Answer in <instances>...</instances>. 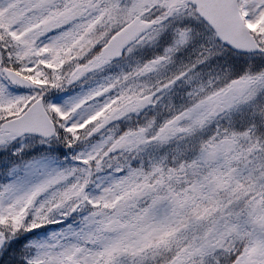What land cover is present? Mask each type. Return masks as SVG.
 <instances>
[{
	"label": "snow or ice",
	"instance_id": "obj_1",
	"mask_svg": "<svg viewBox=\"0 0 264 264\" xmlns=\"http://www.w3.org/2000/svg\"><path fill=\"white\" fill-rule=\"evenodd\" d=\"M0 264H264V0H0Z\"/></svg>",
	"mask_w": 264,
	"mask_h": 264
}]
</instances>
